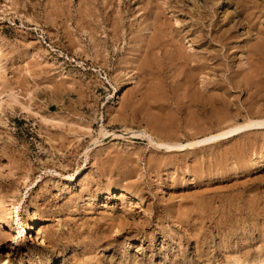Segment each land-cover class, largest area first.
Wrapping results in <instances>:
<instances>
[{
	"label": "rangeland",
	"instance_id": "rangeland-1",
	"mask_svg": "<svg viewBox=\"0 0 264 264\" xmlns=\"http://www.w3.org/2000/svg\"><path fill=\"white\" fill-rule=\"evenodd\" d=\"M88 1L0 0V264H264V127L160 146L264 120V1Z\"/></svg>",
	"mask_w": 264,
	"mask_h": 264
},
{
	"label": "bare ground",
	"instance_id": "bare-ground-1",
	"mask_svg": "<svg viewBox=\"0 0 264 264\" xmlns=\"http://www.w3.org/2000/svg\"><path fill=\"white\" fill-rule=\"evenodd\" d=\"M103 1H105V0H103ZM107 1V0H106ZM158 1V0H157ZM160 1V0H159ZM162 1V0H161ZM261 1V0H260ZM262 1H264V0H262ZM89 1L87 0V5H89V3H88ZM94 2V1H93ZM150 4H149V6L148 7H146L145 8V11H147V13L146 14H144L142 17H143V24H146L147 25V27L146 28H149V31L150 30H152V34L153 35H158V34H160V33H163V23H164V21L162 20V16L164 15V13H165V11H167V10H164V8H162L157 2H155V0H153V2L150 0ZM154 2H155V5H153L154 4ZM241 2V1H240ZM257 2V1H256ZM91 3V2H90ZM99 3V2H98ZM163 3V2H162ZM244 3V2H243ZM86 4V3H85ZM92 4V3H91ZM104 5V4H103ZM106 5V4H105ZM113 4H112V2H111V0L109 1V3H108V5L107 6H109V7H111ZM171 5V4H170ZM173 5V4H172ZM212 5V4H211ZM86 6V5H85ZM147 6V5H146ZM83 7V6H82ZM87 7V6H86ZM104 7V6H103ZM171 7V6H170ZM107 8L108 7H106V10H107ZM88 9V12L90 13V11H89V8H87ZM254 9V11H255V15H256V19L258 18V19H262V21H263V18H264V4H260L259 2H257L256 4H255V8H253ZM252 9V10H253ZM84 10H85V7H84ZM84 10L82 11V12H84ZM251 10V11H252ZM86 12V11H85ZM88 12H87V14H88ZM100 13V12H99ZM212 14V13H211ZM101 15V14H100ZM203 15V14H202ZM103 16V15H102ZM109 16V15H108ZM82 17V16H81ZM85 17V16H84ZM86 17H87V15H86ZM255 19V18H254ZM199 21V20H198ZM203 21H205L204 20V18H202L201 19V22H199L198 23V25L200 26V27H203V26H205L204 25V23H203ZM258 21V20H257ZM163 22V23H162ZM177 22V21H176ZM142 23V22H141ZM166 23V22H165ZM165 23H164V25H165ZM142 24V25H143ZM258 24H259V22H258ZM141 25V24H140ZM213 25H214V23H213ZM262 25V24H261ZM142 27V26H141ZM215 27V26H214ZM261 27V26H260ZM263 27V26H262ZM140 28V27H139ZM143 28H145V26L143 27ZM142 28V29H143ZM165 28L166 29H164V30H167V26H165ZM264 28V27H263ZM263 28L261 29V30H263ZM204 29V28H203ZM143 30H145V29H143ZM146 30H148V29H146ZM145 30V31H146ZM200 31H203L202 29H200ZM199 31V32H200ZM213 31H215V30H212V32ZM170 32V31H169ZM217 32V31H216ZM164 33H165V31H164ZM167 33H168V31H167ZM202 33V32H201ZM164 35V34H163ZM165 35H166V33H165ZM259 35V34H258ZM261 35V34H260ZM148 37H149V35H147ZM218 36V35H217ZM226 36V35H225ZM167 37H168V35H167ZM222 37H224V36H222ZM150 38H151V36H150ZM161 38V37H160ZM166 38V36H164V39ZM217 39L219 38L220 39V37L218 36V37H216ZM226 38V37H225ZM155 39V38H154ZM203 38H201V40H202ZM218 39V40H219ZM222 39V38H221ZM140 40V39H139ZM150 41L149 42H151L152 40H153V37H152V39H149ZM157 40V39H156ZM222 40H224V39H222ZM221 40V41H222ZM154 41V40H153ZM152 41V42H153ZM161 41V40H160ZM165 41V40H164ZM163 41V42H164ZM147 42H148V39H147ZM151 42V43H152ZM156 42V41H155ZM162 42V41H161ZM224 42H227V41H224ZM223 42V43H224ZM156 43H158V41L156 42ZM156 43H152V44H154L153 46H156L155 44ZM165 43V42H164ZM168 43V42H167ZM158 45V44H157ZM158 46H160V45H158ZM259 46V45H258ZM263 46V45H262ZM151 47V46H150ZM149 47V48H150ZM155 48V47H154ZM262 48V47H261ZM148 49V48H147ZM199 66V65H198ZM204 70V69H203ZM197 71V70H196ZM199 72H202L201 70L199 71ZM202 78V77H201ZM211 93V92H210ZM14 99H15V97H13ZM264 127V120H259V121H252V122H250V123H246V124H244V125H239L238 127H236V128H231V129H229V130H227V131H224V132H221L220 134H216V135H212L211 137H209V138H205V139H203V140H200V141H198V142H193V143H189V144H187V145H171V146H168V145H165V144H162V145H160V146H164L166 149H168V150H170L171 152H175V151H179V150H182V149H186V148H189V147H193V146H195V145H200V144H205V143H211V142H215V141H218V140H220V139H224V138H231V137H234V136H236V135H238V134H240V133H242L243 131H246V130H249V129H255V128H263ZM169 152V151H168ZM110 192V191H109ZM129 193V192H128ZM109 194V193H108ZM119 195H121V194H119ZM128 195V194H127ZM125 197L126 195H125V193H122V197ZM121 197V196H120ZM129 197V196H128ZM138 197V196H137ZM132 199H134V200H136L137 201V199H135V198H133V197H130V201L132 200ZM123 201V200H122ZM139 201V200H138ZM134 202V201H133ZM140 202V201H139ZM143 202V201H142ZM116 224V223H115ZM120 224H122V226H123V223H120ZM113 225V224H112ZM125 225H127V224H124V226L123 227H125ZM106 226V225H105ZM108 226V225H107ZM111 226V225H110ZM109 226V227H110ZM121 226V227H122ZM115 227V226H114ZM99 229V228H98ZM101 229H103V228H101ZM105 229V228H104ZM111 229V228H110ZM100 230V229H99ZM114 230V229H113ZM122 230H123V228H122ZM96 231V230H95ZM107 231V230H106ZM106 231H105V233H106ZM110 231V230H109ZM111 231H112V229H111ZM115 231V230H114ZM119 232H120V230H118ZM98 232V231H97ZM102 232V231H101ZM101 232H100V234H101ZM103 232H104V230H103ZM108 232V231H107ZM40 233V232H39ZM116 233V232H115ZM108 234V233H107ZM110 234V233H109ZM111 234H112V232H111ZM117 234V233H116ZM106 235V234H105ZM39 236V235H38ZM96 236V235H95ZM97 236H100V235H97ZM101 236H103L102 234H101ZM37 238H39V237H37ZM89 237H87V239H88ZM97 237H95V239H96ZM91 239V238H90ZM94 239V240H95ZM100 239V238H99ZM92 241H93V239H91ZM92 241H90V242H92ZM97 241H99V240H97ZM85 242V241H84ZM87 242V241H86ZM89 242V241H88ZM89 242V243H90ZM96 243H98V242H96ZM101 243V242H100ZM58 245V244H57ZM96 248V247H95Z\"/></svg>",
	"mask_w": 264,
	"mask_h": 264
}]
</instances>
